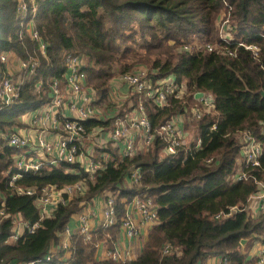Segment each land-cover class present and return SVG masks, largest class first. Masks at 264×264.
<instances>
[{"label":"trees","instance_id":"obj_1","mask_svg":"<svg viewBox=\"0 0 264 264\" xmlns=\"http://www.w3.org/2000/svg\"><path fill=\"white\" fill-rule=\"evenodd\" d=\"M36 29L47 44V57L39 53L22 26L16 0H0V53L15 55L21 61L39 59L35 74L26 77L22 71L20 98L13 105L0 106V131L10 134L24 130L27 114L40 110L51 101L55 81L62 82L66 73L65 56H82L87 85L96 92L95 106L112 110L111 83L121 74L147 66L158 78L174 76L187 87L184 100H170L157 108L144 101L148 118L155 130L170 118L194 104L196 92L214 97L215 115L199 123L203 146L201 151L184 160L162 155L163 143L156 139L149 151L127 159L108 147L106 169L89 181L77 164H45L40 172L23 174L15 167L22 149L0 139V210L10 215L0 222V264H21L42 260L52 246L59 245L73 215L82 211L83 202L110 191L117 210V224L99 227L90 242L74 235L71 256L64 263L59 250L52 262L44 264H204L208 259L224 256L231 264H257L249 258L253 236L264 235V215L256 220L246 212L227 220L215 216L231 207H243L257 190L255 178L264 181L262 166L246 182L233 183L240 155L238 134L250 130L264 147V0H38ZM223 11H230L235 40L226 43L217 26ZM195 41L216 46L207 50H185ZM240 43L257 46L259 57L240 47ZM229 52H235L231 57ZM138 103V98H132ZM129 102L120 115L128 111ZM88 129H109L112 120L82 122ZM216 130L212 131V127ZM215 159L213 165L206 161ZM140 168V186L126 183L128 173ZM23 177L12 185V177ZM83 182L85 195L76 194L60 204L54 216L41 221L34 201L48 186L58 189ZM36 189L35 197L18 196L17 188ZM147 194L158 206L159 223L147 234L142 249L132 261L99 260L98 245L106 235L115 241L127 205L136 196ZM4 205V206H3ZM22 216L28 227L40 223L34 233L25 230L17 241L14 216ZM247 241L245 246L242 245ZM165 243L180 252L162 256ZM44 262V261H43Z\"/></svg>","mask_w":264,"mask_h":264},{"label":"built area","instance_id":"obj_2","mask_svg":"<svg viewBox=\"0 0 264 264\" xmlns=\"http://www.w3.org/2000/svg\"><path fill=\"white\" fill-rule=\"evenodd\" d=\"M38 0H16L17 12L22 21V26L30 40L37 44L42 57H47V44L36 29L35 17L37 14ZM230 11H223L217 21L220 38L229 43L235 40L234 27L230 20ZM240 47L251 51L257 58L260 49L257 46L239 44ZM216 46L212 44H195L185 50H207L213 52ZM231 57H236L235 52H229ZM15 55L7 52L0 53V106L13 105L20 98L22 81L15 80L10 68L9 60ZM17 58V57H16ZM66 73L62 82L55 81L51 89V101L44 108L35 111L31 116L29 132L22 133L15 130L6 134L0 131V139H6L9 146L22 149L24 152L15 158V167L23 174L40 172L45 164L59 166L61 163L77 164L87 174L89 181H94L106 169L109 153H101L108 147L118 150L122 158L131 159L138 154L149 151L156 139L163 143L162 155L164 157L176 156L183 152L184 160L194 158L201 151L203 141L199 123L206 116L215 115L214 97L209 93L196 92L194 104L174 115L159 128L153 129L148 118L144 101L148 100L157 108L169 105L170 100L182 101L187 95V87L180 83L174 76L158 78L155 71L147 66H139L132 73L121 74L111 83L110 101L112 110L95 106L96 92L87 85L84 73V59L82 56L67 54L65 56ZM40 62L38 58L31 57L27 61L20 60V70L26 77L35 74ZM201 94V97H197ZM138 98V103H132V98ZM129 102V109L123 116L120 112ZM31 114V113H30ZM89 120H112L111 127L102 126L87 128L82 124ZM28 124V125H29ZM264 134V122L260 123ZM216 130L214 125L211 129ZM240 140V155L237 160V170L231 178L233 183L246 182L254 177V172L261 168V159L264 154L262 143L252 131L246 130L238 134ZM207 165L215 163L214 158L206 161ZM23 177L22 174L12 177V185ZM142 172L140 168L129 171L126 183L130 187L140 186ZM256 192L251 195L243 207H231L215 216L216 220H227L232 216L246 212L250 219L256 220L264 215V181H258ZM87 186L80 182L73 186L58 189L48 186L42 190L34 203L40 212L41 221L54 216L60 204H66L76 194L85 195ZM18 196L35 197L36 189L30 187L17 188ZM4 206V205H3ZM82 211L71 217L70 222L61 235L59 245L52 246L42 260L21 264H44L52 262L59 250L64 252L60 258L64 263L71 256L72 236L78 235L88 243L92 233L99 227H112L117 224V210L114 197L110 191L94 197L91 201L83 202ZM10 215L0 210V222ZM75 223V227L72 224ZM159 223L158 206L147 194L136 196L127 205L125 217L122 218L117 239L106 235L104 242L98 245L97 257L100 260L132 261L133 248L141 243V236ZM14 237L17 241L23 236L26 229L30 233L40 227V223L32 227L23 220L22 216H14ZM123 238L128 248L121 250L120 239ZM147 238V237H146ZM162 256L170 257L179 254V250L172 244L165 243L162 247ZM101 254V256H100ZM138 257V256H137ZM250 259H255L257 264H264V235L253 236V247L249 253ZM204 264H231L224 256H217L207 260Z\"/></svg>","mask_w":264,"mask_h":264},{"label":"rangeland","instance_id":"obj_3","mask_svg":"<svg viewBox=\"0 0 264 264\" xmlns=\"http://www.w3.org/2000/svg\"><path fill=\"white\" fill-rule=\"evenodd\" d=\"M195 44H201V42L200 41H195V43L191 46V48L194 47ZM19 66H20V59H18L16 57H11L10 60H9V68H10L15 80L22 81V79H23V77L21 75L22 71L20 70ZM33 115H36V112H32L31 114H27L26 115V119H28V117L30 119L31 116H33ZM30 127H32L31 124H29V128ZM142 246H143V244H142ZM17 264H19V263H17Z\"/></svg>","mask_w":264,"mask_h":264},{"label":"crops","instance_id":"obj_4","mask_svg":"<svg viewBox=\"0 0 264 264\" xmlns=\"http://www.w3.org/2000/svg\"><path fill=\"white\" fill-rule=\"evenodd\" d=\"M23 122L26 123V124H29V122H30L29 117H28V119H26V116H24L23 117ZM20 132L27 133V132H29V128L21 130ZM72 227H75V223L72 224ZM146 237H147V233L141 236V243L136 245L135 250L133 248L132 251H134V252H133V256H132V258L130 260H136L137 256L139 255V253H140V251L142 249V244L146 240ZM119 239H120L119 243H120L121 250H124V249L128 248L127 242H125L123 240V238H119ZM100 256H101V254H100ZM100 260H102V258Z\"/></svg>","mask_w":264,"mask_h":264},{"label":"water","instance_id":"obj_5","mask_svg":"<svg viewBox=\"0 0 264 264\" xmlns=\"http://www.w3.org/2000/svg\"><path fill=\"white\" fill-rule=\"evenodd\" d=\"M262 96H263V98H264V92L262 93ZM197 97H201V94H198ZM246 244H247V241H244V242L242 243L243 246H245Z\"/></svg>","mask_w":264,"mask_h":264}]
</instances>
